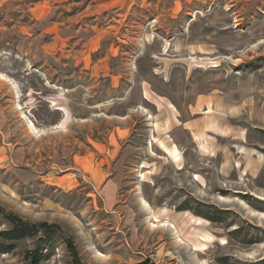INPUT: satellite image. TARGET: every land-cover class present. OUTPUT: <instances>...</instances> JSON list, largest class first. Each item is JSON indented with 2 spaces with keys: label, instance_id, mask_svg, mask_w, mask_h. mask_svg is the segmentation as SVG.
Instances as JSON below:
<instances>
[{
  "label": "rangeland",
  "instance_id": "obj_1",
  "mask_svg": "<svg viewBox=\"0 0 264 264\" xmlns=\"http://www.w3.org/2000/svg\"><path fill=\"white\" fill-rule=\"evenodd\" d=\"M190 87L180 148L161 96ZM11 216L59 230L0 264H264V0H0Z\"/></svg>",
  "mask_w": 264,
  "mask_h": 264
},
{
  "label": "crops",
  "instance_id": "obj_2",
  "mask_svg": "<svg viewBox=\"0 0 264 264\" xmlns=\"http://www.w3.org/2000/svg\"><path fill=\"white\" fill-rule=\"evenodd\" d=\"M179 91L173 92L174 94H168L167 96L166 94H163L164 96L161 97L167 102L166 105L169 108H172L179 113L181 118L179 121L181 124L180 131L174 133V139L181 148L186 140L188 142L191 141L196 143L195 141L199 139L193 128L196 125V120L192 118V115L197 111L199 102L202 104L207 103L208 96L199 97L197 87H190ZM175 148L179 153L177 145Z\"/></svg>",
  "mask_w": 264,
  "mask_h": 264
},
{
  "label": "trees",
  "instance_id": "obj_3",
  "mask_svg": "<svg viewBox=\"0 0 264 264\" xmlns=\"http://www.w3.org/2000/svg\"><path fill=\"white\" fill-rule=\"evenodd\" d=\"M9 220L11 221L12 227L8 230L0 231V252L3 254L12 251L14 247L11 243L14 241L32 237L39 232L48 235L59 230V227L56 225H48L46 223L39 225L30 224L15 216L9 217ZM68 248L73 256L74 262H78L77 253L71 243H68ZM26 259L24 264H41L45 259V255L39 250L28 251L26 253Z\"/></svg>",
  "mask_w": 264,
  "mask_h": 264
},
{
  "label": "bare ground",
  "instance_id": "obj_4",
  "mask_svg": "<svg viewBox=\"0 0 264 264\" xmlns=\"http://www.w3.org/2000/svg\"><path fill=\"white\" fill-rule=\"evenodd\" d=\"M177 241V240H176Z\"/></svg>",
  "mask_w": 264,
  "mask_h": 264
}]
</instances>
